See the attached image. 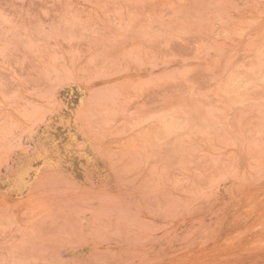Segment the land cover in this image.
Returning a JSON list of instances; mask_svg holds the SVG:
<instances>
[{
    "label": "rangeland",
    "instance_id": "374dc122",
    "mask_svg": "<svg viewBox=\"0 0 264 264\" xmlns=\"http://www.w3.org/2000/svg\"><path fill=\"white\" fill-rule=\"evenodd\" d=\"M0 264H264V0H0Z\"/></svg>",
    "mask_w": 264,
    "mask_h": 264
}]
</instances>
